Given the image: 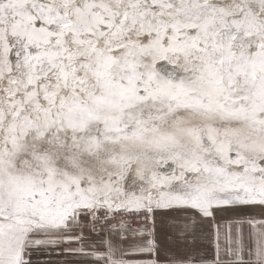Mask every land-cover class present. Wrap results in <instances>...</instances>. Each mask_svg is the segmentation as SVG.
Listing matches in <instances>:
<instances>
[{
    "label": "snow or ice",
    "instance_id": "snow-or-ice-1",
    "mask_svg": "<svg viewBox=\"0 0 264 264\" xmlns=\"http://www.w3.org/2000/svg\"><path fill=\"white\" fill-rule=\"evenodd\" d=\"M251 206L264 0H0V264L59 244L96 264H264V220L224 218ZM173 210L181 235L221 221L211 256L161 260Z\"/></svg>",
    "mask_w": 264,
    "mask_h": 264
},
{
    "label": "crops",
    "instance_id": "crops-1",
    "mask_svg": "<svg viewBox=\"0 0 264 264\" xmlns=\"http://www.w3.org/2000/svg\"><path fill=\"white\" fill-rule=\"evenodd\" d=\"M244 217L245 216L239 215L233 217L224 216L225 219ZM255 218L264 220V217L261 216ZM187 222L188 221L184 219L179 210H173L168 214L157 212L155 216L156 238L160 245L161 260L166 261L169 258L181 259L187 257L199 259L203 256L212 255V228L215 223H220L221 221H210L198 218L195 230L181 235L184 231L181 226ZM243 231L245 242H248L251 226L248 223H244ZM83 232L86 237L84 241L86 248L93 243H96L98 247H102L99 242L102 237L108 235L107 231L106 233H97L93 232L89 227H85ZM113 239H115V237H113ZM75 246L76 245H73V247ZM66 247H68V245L59 244L56 248H31L27 250L25 258L29 261V264H96L95 261L82 257H69L63 252L57 254L58 250Z\"/></svg>",
    "mask_w": 264,
    "mask_h": 264
},
{
    "label": "rangeland",
    "instance_id": "rangeland-1",
    "mask_svg": "<svg viewBox=\"0 0 264 264\" xmlns=\"http://www.w3.org/2000/svg\"><path fill=\"white\" fill-rule=\"evenodd\" d=\"M245 214L247 216H252V217H257V216L264 217V209L251 206V207L241 208V209H227L224 211V216H227V217H233L235 215L245 216Z\"/></svg>",
    "mask_w": 264,
    "mask_h": 264
},
{
    "label": "built area",
    "instance_id": "built-area-1",
    "mask_svg": "<svg viewBox=\"0 0 264 264\" xmlns=\"http://www.w3.org/2000/svg\"><path fill=\"white\" fill-rule=\"evenodd\" d=\"M141 223H144L143 221H141ZM101 233H106V231L105 230H102V231H100Z\"/></svg>",
    "mask_w": 264,
    "mask_h": 264
}]
</instances>
